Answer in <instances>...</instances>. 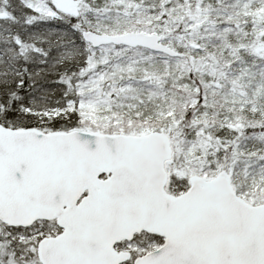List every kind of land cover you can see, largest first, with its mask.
I'll return each mask as SVG.
<instances>
[{
  "label": "snow or ice",
  "instance_id": "1",
  "mask_svg": "<svg viewBox=\"0 0 264 264\" xmlns=\"http://www.w3.org/2000/svg\"><path fill=\"white\" fill-rule=\"evenodd\" d=\"M0 264H264V0H0Z\"/></svg>",
  "mask_w": 264,
  "mask_h": 264
}]
</instances>
